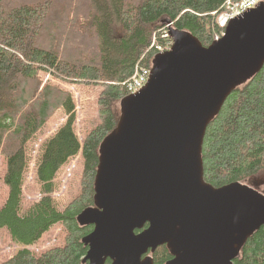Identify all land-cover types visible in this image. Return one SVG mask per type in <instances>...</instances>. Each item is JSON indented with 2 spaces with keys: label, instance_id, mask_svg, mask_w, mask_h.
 Instances as JSON below:
<instances>
[{
  "label": "trees",
  "instance_id": "trees-1",
  "mask_svg": "<svg viewBox=\"0 0 264 264\" xmlns=\"http://www.w3.org/2000/svg\"><path fill=\"white\" fill-rule=\"evenodd\" d=\"M227 1L242 0H0V157L8 189L0 232L24 247L1 264H82L87 249L81 240L92 227L80 228L75 219L93 204L98 148L117 124L113 108L128 95L125 83L139 62L153 57L147 51L154 38L162 43L166 21L208 47L223 32L217 20ZM56 79L101 88L97 125L82 144L74 132L76 101ZM60 109L65 124L33 157L31 144ZM80 149L79 190L64 205L53 197L55 178ZM31 159L40 198L26 203L22 188ZM202 161L204 181L215 188L264 175V66L227 98L207 127ZM55 225L63 245L26 249ZM234 264H264V226Z\"/></svg>",
  "mask_w": 264,
  "mask_h": 264
},
{
  "label": "water",
  "instance_id": "water-1",
  "mask_svg": "<svg viewBox=\"0 0 264 264\" xmlns=\"http://www.w3.org/2000/svg\"><path fill=\"white\" fill-rule=\"evenodd\" d=\"M165 23L170 50L153 57L146 85L119 101L99 145L93 204L75 219L92 227L82 264H153L142 256L159 246L172 256L166 264H234L264 226V193L245 181L211 186L202 161L207 127L264 66V2L208 47Z\"/></svg>",
  "mask_w": 264,
  "mask_h": 264
},
{
  "label": "rangeland",
  "instance_id": "rangeland-1",
  "mask_svg": "<svg viewBox=\"0 0 264 264\" xmlns=\"http://www.w3.org/2000/svg\"><path fill=\"white\" fill-rule=\"evenodd\" d=\"M45 81H50L48 76H45ZM62 89L71 92L77 104L78 118L74 125V132L82 144L85 135L91 129L96 127L94 122L99 116L100 107L97 103L101 88L93 84L69 83L64 80H54ZM119 103V102H118ZM114 104V111L119 116V105ZM66 122L63 109L55 113L51 120L40 130L36 137V141L30 146L31 155L35 157L43 143H45L54 133L62 127ZM83 171L82 150L80 149L77 155L68 161V163L58 172L55 181L58 185L56 192L53 194L55 199L61 201V204H67L79 190V179ZM6 173V163L0 157V208L4 205L8 197V189L4 183V175ZM245 183L264 193V175L256 176L248 179ZM39 184L35 177L34 159H31L26 171L25 181L22 188V196L24 202H35L40 198ZM0 264L14 256L17 252L24 249L21 245H16L11 242L7 231L0 232ZM64 235L59 225L53 226L46 232L39 241L26 247L31 252H39L50 248L54 245H63Z\"/></svg>",
  "mask_w": 264,
  "mask_h": 264
},
{
  "label": "built area",
  "instance_id": "built-area-1",
  "mask_svg": "<svg viewBox=\"0 0 264 264\" xmlns=\"http://www.w3.org/2000/svg\"><path fill=\"white\" fill-rule=\"evenodd\" d=\"M262 0H242L240 2L227 1L224 6V10L218 16V25L224 30L228 22L236 17L241 16L248 10L255 8ZM223 35V32L221 36ZM221 36L215 38L218 40ZM161 44H156V39H153V42L150 46V49L147 51L148 54H153V57L156 54L166 52L170 50L171 39L168 36V31L162 33L161 35ZM144 61L143 63H138L135 67L134 73L131 78L125 83L126 91L129 94H134L139 92L148 82L150 77V68L151 61Z\"/></svg>",
  "mask_w": 264,
  "mask_h": 264
},
{
  "label": "flooded vegetation",
  "instance_id": "flooded-vegetation-1",
  "mask_svg": "<svg viewBox=\"0 0 264 264\" xmlns=\"http://www.w3.org/2000/svg\"><path fill=\"white\" fill-rule=\"evenodd\" d=\"M163 251L166 253V258L162 261H159L157 255L163 253ZM145 257H150L153 261V264H166L168 261L172 260V256L169 254L166 246H159L153 252L151 251V249H149L147 253L142 256V258ZM108 264H110V262Z\"/></svg>",
  "mask_w": 264,
  "mask_h": 264
},
{
  "label": "bare ground",
  "instance_id": "bare-ground-1",
  "mask_svg": "<svg viewBox=\"0 0 264 264\" xmlns=\"http://www.w3.org/2000/svg\"><path fill=\"white\" fill-rule=\"evenodd\" d=\"M262 68H263V67H262ZM260 71H261V70H260ZM260 71H259V72H260ZM259 72H258V74H259ZM256 76H257V75H256ZM230 95H231V94H230ZM230 95H229V96H230ZM229 96H228V97H229ZM228 97H227V98H228ZM227 98H226V100H227ZM226 100H225V101H226ZM225 101H224V103H225ZM224 103H223V105H224ZM223 105H222V106H223Z\"/></svg>",
  "mask_w": 264,
  "mask_h": 264
}]
</instances>
